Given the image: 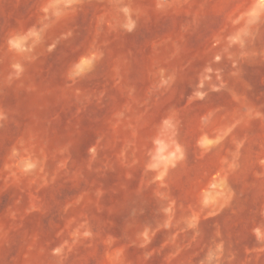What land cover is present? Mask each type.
Listing matches in <instances>:
<instances>
[{"label": "rangeland", "instance_id": "1", "mask_svg": "<svg viewBox=\"0 0 264 264\" xmlns=\"http://www.w3.org/2000/svg\"><path fill=\"white\" fill-rule=\"evenodd\" d=\"M0 264H264V0H0Z\"/></svg>", "mask_w": 264, "mask_h": 264}, {"label": "clouds", "instance_id": "2", "mask_svg": "<svg viewBox=\"0 0 264 264\" xmlns=\"http://www.w3.org/2000/svg\"><path fill=\"white\" fill-rule=\"evenodd\" d=\"M128 27L130 28V27H131V25H128Z\"/></svg>", "mask_w": 264, "mask_h": 264}]
</instances>
